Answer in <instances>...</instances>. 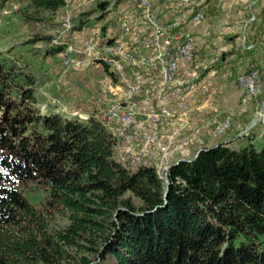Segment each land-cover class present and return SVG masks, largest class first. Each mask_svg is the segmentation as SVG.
<instances>
[{"label": "trees", "instance_id": "trees-1", "mask_svg": "<svg viewBox=\"0 0 264 264\" xmlns=\"http://www.w3.org/2000/svg\"><path fill=\"white\" fill-rule=\"evenodd\" d=\"M12 1L0 0V10ZM23 1L26 23L49 22L44 13L66 6ZM110 4L98 3L95 20ZM90 15L81 13L73 31ZM110 25L100 43L113 42ZM54 39L39 32L25 44L64 52ZM17 61L0 55V264H264V144L257 150L236 136L206 146L172 164L166 185L155 169L117 160L104 121L42 113L38 68L26 56ZM29 184L48 191L40 207L24 196Z\"/></svg>", "mask_w": 264, "mask_h": 264}, {"label": "rangeland", "instance_id": "rangeland-1", "mask_svg": "<svg viewBox=\"0 0 264 264\" xmlns=\"http://www.w3.org/2000/svg\"><path fill=\"white\" fill-rule=\"evenodd\" d=\"M101 1H109L111 4L106 11L109 13L106 19L98 21L95 19L102 13L98 6ZM120 1L122 0H71L69 4L66 3L65 8L55 14L51 12L44 13V16H52V19L46 23L24 22L23 18L18 14L20 8L27 5V2L23 0L9 2L4 9L0 10V55L2 58L12 60L16 66L18 65L17 58L20 56L22 58L26 56L29 62H34L35 68H38L39 82L35 94L38 99V107L42 113H60L69 118H79L80 120H85L84 118L88 120L90 116H94L106 123L103 118L105 111L110 109L118 100H123L124 93L122 92L121 75L114 73V77L110 76L105 71L104 65L99 66V61L95 60L93 62L92 59H87V62H84L81 61L82 56L80 54L71 52L69 56L72 58V62L65 64L63 62L65 51L60 54L50 55L45 54V50L49 45L43 41H37L32 45L25 44L39 32L53 34L55 37L53 44H58L62 41L70 43L73 33L89 32L92 28L94 30L99 28V34L92 35L94 40H99L102 37L100 34L103 25L112 24L108 30L113 27V19H111L113 17L110 12L116 11L115 9L117 8L115 7H118ZM159 1L163 0H151V9L157 18L161 20L155 9ZM165 1L169 3H185L191 0ZM123 2L124 5L120 7L119 11H123L125 15L128 9H132L131 14L134 17L130 19L128 30L121 29L120 26L118 30H114L116 35L113 38L114 42L111 44L116 48L121 47L125 50H131L135 42H141L148 38V34L139 3L134 4V0H123ZM84 12H91L86 28L72 32L63 27L62 18L64 16H70L76 24L80 14ZM127 14L131 15L130 13ZM136 14L143 22L144 31L141 30V24L136 22ZM123 18L124 16L121 20ZM202 18L200 20H195L194 18V21L199 22ZM96 25H100V27L96 28ZM135 26L137 27L136 29H134ZM180 27L186 32L181 21ZM108 34L114 35L112 32H108ZM187 35L193 38L190 34L187 33ZM79 36L80 39L86 37H82L83 34ZM194 43L195 54L193 60H181L184 61L185 65L183 67L180 62V69L173 84L162 85L157 83L154 86H146L136 98L140 100L151 93L162 92L165 95V99L161 102L166 106L175 105L178 103V98H182L189 106L186 116L176 121L161 119L154 125L145 122V117L136 111L139 108V105L136 104L134 127L140 131L141 135L137 136L133 141L132 145L135 152H141L146 144H150L149 147L157 149L161 155H164V150H166L168 152V163L174 164L180 160L194 158L199 150L206 146H211V143L215 142L218 144L236 136L247 138V132L264 121V52L262 60L251 64L249 69H247L246 65L239 72L228 70L230 73H238L239 75L243 71H249L252 68L256 69L261 79L259 93L244 102L245 95L242 92L236 105L225 107L222 105L224 94L221 88H216L215 86L209 88L206 87L205 83H198L206 76L208 71L219 63L224 53L216 52L212 55H207L201 52L195 41ZM260 47L264 51V47L262 45ZM132 69L131 65L129 66L126 63L124 65V74L131 75ZM196 83H198L195 87L196 95L198 94V97H200L201 103L199 106L192 107L186 92L191 90ZM104 93H107V99L98 106L97 102ZM205 93H207V98L202 100ZM225 121H228V127L221 132L219 129L226 126L224 125ZM142 123L144 124L142 125ZM254 136L258 137L257 135ZM145 137L148 138V143H146ZM263 144L264 139L257 138L253 145L257 150H261ZM116 156H119L118 144ZM23 193L27 200L36 207H40L48 196L47 190L34 184L24 187Z\"/></svg>", "mask_w": 264, "mask_h": 264}, {"label": "built area", "instance_id": "built-area-1", "mask_svg": "<svg viewBox=\"0 0 264 264\" xmlns=\"http://www.w3.org/2000/svg\"><path fill=\"white\" fill-rule=\"evenodd\" d=\"M65 1L69 4L71 0ZM138 3L142 8L148 38L141 42H135L131 50L113 47V44L108 41L100 43L99 40H94L90 34L93 33V30L88 32L89 37L80 39L78 33H73L70 43L63 41L59 43L66 45L63 55L65 64L72 62L69 53L75 52L82 56L81 61L87 62V59H92L94 62L97 60L99 65L108 66L111 72L121 75L124 98L115 102L103 116L118 144L119 156H116L117 160L126 167H151L155 169L161 179L165 180L173 164L168 163L166 150H164L165 154L161 155L157 149L150 148V144H146L141 152L134 150L133 141L141 135L140 131L134 127V113L136 111L141 113L146 119L145 122L156 125L161 119L173 121L181 119L186 116L189 106L182 98H178V103L175 105H164L161 102L165 99L162 92L151 93L140 100L136 98L146 86H154L157 83L173 84L177 78L181 60H193L195 43L193 38L181 29L180 20L164 23L151 9V0H138ZM202 17L203 15L198 13L195 20H200ZM130 19L129 16H124L120 28L128 30ZM62 20L63 27L74 32V20L68 15L64 16ZM126 63L133 68L131 75L124 74ZM237 82L245 95L244 102L260 91L261 79L259 72L254 68L239 73ZM106 99L107 93H104L97 105L100 106ZM136 104L139 105V108L135 111ZM84 119L86 120V118ZM227 124L228 121H225L224 125L226 126L219 131L223 132L228 127ZM145 139L148 143V138L145 137Z\"/></svg>", "mask_w": 264, "mask_h": 264}, {"label": "crops", "instance_id": "crops-1", "mask_svg": "<svg viewBox=\"0 0 264 264\" xmlns=\"http://www.w3.org/2000/svg\"><path fill=\"white\" fill-rule=\"evenodd\" d=\"M134 1V4H138V0ZM164 1H159L155 6L162 22L168 23L180 20L183 28L193 37L202 53L207 55H212L216 52L220 54L229 53L226 56L223 55L219 63L208 71L206 76L198 83H205L206 87L209 88L214 86L221 88L224 94L222 97L223 106L236 105L242 94L237 83L238 73L233 74V72L230 73L228 70L239 72L240 69L249 65L250 62H260L262 60L264 51L260 46L264 47V0H191L185 3ZM123 5L124 2L122 0L119 2L118 7H115L117 8L115 9L116 11L110 12L113 17L111 19H113L114 28L111 27L107 33L112 32L114 37L116 35L114 30L119 29L121 18L123 16L134 17L131 14L132 9H128L127 12L132 16L127 13L124 15L123 11H119ZM113 8L111 9L113 10ZM198 13H201L203 18L201 21L196 22L194 18ZM135 18L136 22L141 24V30L144 31L143 22L139 19L138 14L135 15ZM96 26V28L100 27V25ZM136 28L135 26L134 29ZM92 30L93 33L89 32L90 34H99V28L96 30L92 28ZM89 33L82 31L78 34H83L82 37H88ZM181 65L184 67V61H181ZM198 83L186 92L192 107L199 106L201 103L200 97H198V94L196 95L195 87ZM206 98L207 93L203 95L202 100ZM246 135L247 138L241 136L240 140L242 143L254 144L255 139H264V121L255 125ZM231 140L232 138L227 139L226 142ZM211 144L213 146L217 143Z\"/></svg>", "mask_w": 264, "mask_h": 264}, {"label": "water", "instance_id": "water-1", "mask_svg": "<svg viewBox=\"0 0 264 264\" xmlns=\"http://www.w3.org/2000/svg\"><path fill=\"white\" fill-rule=\"evenodd\" d=\"M197 156H198V153L196 154V156L193 159L180 160V161L176 162V164L179 163V162H181V161H192V160L196 159ZM165 182H166V185H169V178H168V176L166 177ZM167 193H168V191L166 192V196H167Z\"/></svg>", "mask_w": 264, "mask_h": 264}]
</instances>
